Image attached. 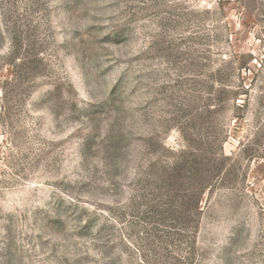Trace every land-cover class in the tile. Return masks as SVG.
<instances>
[{
  "label": "rangeland",
  "instance_id": "obj_1",
  "mask_svg": "<svg viewBox=\"0 0 264 264\" xmlns=\"http://www.w3.org/2000/svg\"><path fill=\"white\" fill-rule=\"evenodd\" d=\"M0 264H264V0H0Z\"/></svg>",
  "mask_w": 264,
  "mask_h": 264
}]
</instances>
